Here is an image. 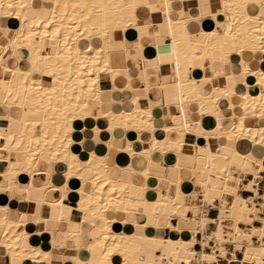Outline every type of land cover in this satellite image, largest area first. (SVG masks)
<instances>
[{"label": "bare ground", "instance_id": "1", "mask_svg": "<svg viewBox=\"0 0 264 264\" xmlns=\"http://www.w3.org/2000/svg\"><path fill=\"white\" fill-rule=\"evenodd\" d=\"M171 1L164 2L167 11L160 27L172 42L165 48L158 42L155 47L157 64H172L178 76L177 81L166 85V91L172 94L166 103L181 110V115L175 125L162 126L165 132H176L178 137L172 140L154 135V109L142 107L139 95L130 96L127 70L136 68L137 59L129 57L120 37L131 27L138 30L140 40L150 34L149 26L139 22V0H0V18L13 17L16 21L15 27L6 25V32L0 35V63L9 49L25 54L18 57L14 67L2 65L5 75L0 78V110L5 114L2 117L0 113V119L7 124L0 122V139L5 140L0 144V161L8 163L4 171L9 181L1 187L12 192L18 188L14 179L27 173L30 179L23 191L29 198L35 188L34 175L43 171L41 163L49 167L45 172L51 171L57 161L67 163V183L58 188L62 198L47 201L48 187H41L36 188L39 195L35 201L37 205H50L54 222L71 221L73 211L80 214V228L68 233L79 251L72 264H211L217 256H226V244L234 245V258L236 251H241L248 264H264V194L254 187L264 170V0H219L220 8L212 13L216 26L196 31H190L192 18L184 11L179 17L171 16ZM146 7L152 6L148 3ZM197 16L193 19L200 18V14ZM198 60L204 70L205 61H209L214 71L201 76L214 83L208 93L200 92L199 80L187 74L197 68ZM106 86L112 95L107 109L102 97ZM222 102L229 108L228 117ZM190 103H196L201 119L190 118ZM90 119L95 132L101 129V122L113 135L116 128L134 131L138 148L125 137L126 146L115 147L109 141L106 154L91 152L83 161L74 150L75 144H81L75 135L82 131H77L74 123ZM254 119L257 125H253ZM146 131L151 134L145 144L142 136ZM187 133L196 138V148L190 152L185 142ZM242 144L248 145L246 151ZM170 151L179 160L193 155L188 169L201 173L197 179L203 189L197 202L185 204L179 200L182 188L178 179L175 195L157 189L158 197L149 200L145 197L146 183L110 175L109 166L119 153L126 159L140 154L151 161L154 153ZM197 163H203L202 169L197 170ZM85 171L91 175L89 181H85ZM242 171L255 177L245 186L254 191V197H244L239 191ZM143 173L147 176L146 170ZM72 177L79 179L75 208L63 201ZM255 198L262 199L258 203L262 209L256 207ZM217 199L221 217L217 229L209 232L208 211ZM190 210L192 215H188ZM110 213L123 214L124 223L127 214L167 219L170 227L171 219L177 218L180 235L176 239L148 236L143 232L147 225H138L135 220L136 228L143 233H118L113 226L117 217H110ZM88 217L92 218L89 227L96 234L84 256L82 224ZM257 219L261 221L259 226L253 224ZM22 223L9 216L7 205L0 204V247L12 258L51 264V252L32 245L26 228H19ZM197 243L201 249L195 248Z\"/></svg>", "mask_w": 264, "mask_h": 264}, {"label": "crops", "instance_id": "2", "mask_svg": "<svg viewBox=\"0 0 264 264\" xmlns=\"http://www.w3.org/2000/svg\"><path fill=\"white\" fill-rule=\"evenodd\" d=\"M164 2L165 0H139L140 5L142 6V10H139V22L142 25L149 26L148 29L150 34H148L147 36L143 35L140 40L138 30L131 27L122 33L120 40L123 41V46L127 50V54L129 55V57L137 59L136 68L133 67L127 70L128 72L130 71L131 76L129 81L130 85L132 86L130 96L139 95L140 104L142 107H151L154 109V116L151 120L152 125L156 129L154 131V135L158 136L161 139H165V137H167L168 139L172 140L178 137L176 132L173 130H171L170 132H165L162 129L165 125H175L174 123H177L179 121L181 110L174 107L172 103H166V99L172 96L171 93H168L166 91V85H168L169 82L174 83L175 80L177 81L178 76L174 74L175 72L172 64H157V51L155 47L158 42H161V44L164 45V48L165 45H170L172 42V38L168 36L167 31L164 28L160 27V23L164 21L165 13L167 11V8H165L167 4ZM148 3L151 4L152 7H146ZM220 6L221 3L219 0H172L169 9L171 16L175 18L180 16V11H184L185 16H191L192 19L189 21L188 26L190 31H196L201 27L205 29H212L216 26L214 18H212V13L217 12ZM199 14V19H193V17H198L197 15ZM8 24H10V26L12 25L11 27H15V19L13 17L0 18V35L1 33L6 32L5 29L6 25ZM153 32L155 33V35ZM139 41H141L142 43L140 46H137V43ZM134 42H136V44ZM9 51L10 52L3 56L0 63V78L5 75V71L2 66L4 63H6L10 67H14V65H17L18 63V57H23V55H25L23 51H15L14 49H9ZM141 57H144V59H141ZM205 62V70L200 67L203 66V62L201 60H198L196 62L197 68L187 73L189 77H194L199 80L198 89L202 93H208L209 91H211L214 84L213 82L206 81V79H202V77H204V74L212 75L214 72L209 65V61ZM156 66L158 67L156 68ZM122 73H124L123 70ZM236 73H239V71H236ZM143 75H145V77ZM47 80L48 79H44V83H48ZM144 80H146V82ZM146 85L148 86L146 87ZM162 86L164 87L162 88ZM251 91H256V87H251ZM123 95H125L123 97H126L128 94L127 92H124ZM111 96L112 95L108 91V87L106 86L102 95L103 101L106 105L105 109L110 107L109 104ZM188 107L189 116L192 120L197 121L199 120L200 116L202 117V114L200 113V111H198L199 109L196 103H190ZM221 107L227 114L226 117H228V113L230 112L229 108H227L224 102H222ZM0 113L3 117L5 114V110L1 109ZM0 120L2 125L7 124V121L3 119ZM256 123L258 124L257 120L254 119L253 125H257ZM100 124L102 125L101 129L95 132L93 128L94 121L91 119L87 120L86 122L76 120L74 123L75 129L77 131L79 129L82 130L79 134L75 135V138H78L81 144H75L74 150L81 155L83 161H86V159H88V153L91 152L97 155L106 154L109 150V141H112L113 146L115 147L126 146L127 141L125 137H127L129 141L133 142L134 147L138 148V135L134 131L127 130L126 132H124L123 129L116 128L114 131L115 135H113V132L108 127L104 126L102 122ZM150 134L151 132L149 131L143 133L142 138L145 144L147 139L150 137ZM4 141V139H0V144L4 143ZM185 142L187 144L186 148L189 152L193 151L196 148V138L192 133H187L185 135ZM242 147H244V151L248 149L247 144H242ZM249 148L252 149V147ZM3 153L7 154L6 151H4ZM11 157L13 156L11 155ZM152 157L153 159L149 161L143 155L137 154L134 155L130 160L126 159L124 153H119L115 162L111 163L109 166L110 175L112 178H119L122 176L121 178H124L125 180L132 179L138 183H146L148 188L145 191V197L149 200H154L156 199V196L158 197V191H156L157 189H163L164 192L169 190L170 195H175L176 190L174 183L177 181V179L178 181L181 180L182 192L179 194L180 201L185 204H190L197 202L201 198V196L203 195V189L199 183V180L197 179V177L201 176V173L199 171L191 172L188 169V166L193 163L192 154H188V156L183 160H179L178 157L171 151L165 152L163 154L154 153ZM202 165L203 163H197V170L202 169ZM7 167V161H0V204L7 205L9 207V216L12 219L23 222L19 226V228H26V230L30 234L29 241L32 245H40L43 251L51 252V264H72L74 259L79 254V251L77 248H75V240L69 238L70 236H68V233L76 232L80 228V214L77 211H73L71 214V221L68 222L67 220L62 219L60 222H54L50 216V205L48 203H40L37 205L35 201V198L39 195V191L37 189L41 187H48L45 192L47 201H58L62 198V192L58 188L64 186L67 183V163L64 161H57L56 163H53L51 165V171L48 172H45L49 169L47 164L44 162L41 163L40 168H42L43 171L41 174L34 175L32 181L34 182L33 184L35 188L32 189L29 198H27L28 195L23 191L24 188L28 186L27 184L30 179L29 174L27 173L20 174L16 179H14L13 182L18 186V188L13 189L12 192L1 187L2 184H4L6 181H9V175H7L4 171ZM144 170H146L147 176H144ZM240 174L242 186L239 190L240 193L247 198L254 197V191L245 188V186H247L250 181H253L255 179L254 175L251 172L247 171H242L240 172ZM90 176L91 175L87 173V171H85V181H89L91 179ZM78 180L79 179L77 177H72L70 179V189L67 192V197L63 199L65 205L74 208L78 205L76 193V189L79 186ZM256 182L257 183L254 185V187L258 189L260 194H264V170L261 172L260 176L256 178ZM51 185H53L54 188L51 187ZM227 199L228 201H231L232 197ZM255 199L257 201L256 207L262 209V206L258 204L262 201V199ZM219 205L220 200L217 199L214 202V206L211 207L208 211L209 221L206 227L209 232L215 231L218 227V220L221 217ZM262 210L264 211V208ZM192 213L193 212L191 210L188 211V215H192ZM109 216L113 218L117 217V220L114 222L113 226L114 231L118 233L135 232L141 234L144 232L148 236L160 235L170 239H176L180 235L179 229L177 228V226L179 225V220L177 218L171 219L173 227H170L167 219L157 221L148 216L139 214H127L126 218L128 221L124 223L122 221L123 214L112 213L111 215L110 213ZM33 217H38V219H33ZM45 219L48 220V222H44ZM91 220L92 218L88 217V219H85L82 224V237L85 240V244L81 250V253H84V256L87 255L86 247L90 242H92L94 233L96 234V232H94V229L89 227V222ZM134 220L138 225H142L145 223V225H147L145 231L141 232L140 230H138V228H136L135 224L133 223ZM253 224L255 226H259L261 225V221L257 219L253 222ZM240 226L243 227L245 226V224L240 223ZM52 231H54V234L51 233ZM38 232L40 233L38 234ZM197 236L200 237L199 234ZM233 246H230V244H226V247L228 249L226 256L222 257L219 255L220 257H222L220 259H218L217 256L216 259L211 262V264H248L247 261H244V254L241 251H236L237 257H233ZM195 248L199 249V243L195 245ZM156 253H159V251H157ZM0 264L39 263L32 260L22 261L18 258H12L9 251H7L3 247H0Z\"/></svg>", "mask_w": 264, "mask_h": 264}, {"label": "built area", "instance_id": "3", "mask_svg": "<svg viewBox=\"0 0 264 264\" xmlns=\"http://www.w3.org/2000/svg\"><path fill=\"white\" fill-rule=\"evenodd\" d=\"M198 234L200 235V238H202V234H201V233H198ZM230 246H233V245L230 244ZM233 247H234V246H233ZM201 248H202V245L199 244V249H201ZM206 249H208V247H206ZM220 258H222V257L219 256L218 259H220ZM180 264H186V263H183V262H182V263H180Z\"/></svg>", "mask_w": 264, "mask_h": 264}]
</instances>
